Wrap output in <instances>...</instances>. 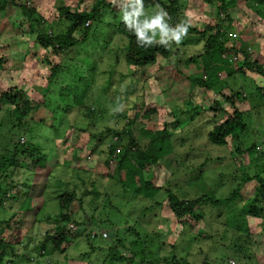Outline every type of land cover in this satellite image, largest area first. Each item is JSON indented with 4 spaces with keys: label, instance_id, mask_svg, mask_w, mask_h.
Listing matches in <instances>:
<instances>
[{
    "label": "rangeland",
    "instance_id": "rangeland-1",
    "mask_svg": "<svg viewBox=\"0 0 264 264\" xmlns=\"http://www.w3.org/2000/svg\"><path fill=\"white\" fill-rule=\"evenodd\" d=\"M96 1L84 0L78 5L79 0H29L30 4L37 6V17L48 23L51 32H66L72 26L59 12V6L65 3L73 9L90 10ZM107 1H114L113 8L117 9L122 0ZM179 2L180 20H188L190 26L199 29L207 24L224 23L227 34L232 38L226 42L225 58L220 50L214 53L216 63L222 66V78L209 92L197 93L190 80L203 76L206 64L212 60L205 55V39L188 32L180 44L171 43L169 58L160 57L152 65L137 69L125 60L128 40L116 31L113 23L115 12L105 10L102 23L90 22L92 27L87 42L61 57L53 56L52 60L72 70L62 72L44 98L42 90L50 72L43 59L49 50L36 42L37 29L23 24L19 10L13 9L11 13L8 11L5 16L1 15V19L6 18L0 27H3L2 44L7 46L3 52L7 56L8 69H0V93L18 86L25 89L30 97L41 102L44 98L47 106L43 111L29 115L30 131L16 137L21 142L40 144L50 156L57 155L59 163L43 194L46 171L37 173L34 161L27 158L16 169L14 180L17 190L25 189L16 202L10 199L0 207V230L7 227L4 220H11L13 226L30 227V230L23 236L22 243L13 239L15 254H8L15 259L14 264H33L28 263L30 256H33L35 264L39 261L44 264H123L109 260V248L113 243L118 247L114 242L115 232L121 234L119 237L128 248L119 245L118 249L124 256L131 250L142 249L144 257L136 258L147 262L153 260L155 264H184L185 260L196 264L206 261L209 264H264V217L257 218L248 213L250 201L256 196L255 187L259 185L256 176L264 177V91L261 93L260 89L264 88V76L244 69L238 71L239 67L242 68L243 56L237 54L238 59L235 60L233 55L236 54L230 48L232 43L242 41L251 48L254 58L264 63V7L257 0H227L232 7L233 20V24L227 25V15L219 10L218 2ZM157 8L154 6L145 11L154 14ZM77 26L75 35L81 37L83 26ZM193 56L196 58L191 61ZM227 60L235 69L231 76H228L227 69H223ZM72 85H82L78 91L79 98L74 99V94L65 91ZM231 90L248 95L250 100L239 104L245 110L247 124L246 131L241 134V153L230 138L227 145L211 143L208 137L211 120L214 116L215 120H220L222 115L202 109L209 106L211 99L217 98L232 110L220 95L221 92L229 94ZM80 100L83 105L79 104ZM88 106L95 112L93 117L88 116ZM151 107H157L158 112L147 120L142 114ZM56 109V128L53 129L49 127L51 110ZM197 109L200 115H196ZM8 110L7 106L0 110V123L8 120ZM117 111L120 112L118 116ZM136 114L139 117L136 118ZM42 117L46 118L45 123L39 122ZM129 120L133 124L127 126ZM9 123L10 120L3 131L7 145L10 144ZM166 123L174 153L157 165L148 166L147 174L148 171L152 173L154 183L163 188L170 187L180 197L189 199L203 194L230 197L233 190L241 186V192L234 200L222 205H203L200 218L190 216L184 221L174 217L164 190L158 191L156 197L162 205L153 207L150 197L127 190L118 178L110 176L114 167L108 168L105 158L114 134L104 132L108 127H114L115 132L132 129L138 146L144 148L155 130ZM144 128L149 131L142 130ZM100 132L101 140L93 137ZM127 141L128 138L123 137L119 151L125 150ZM250 146L254 149L249 152L246 149ZM10 155L9 149L0 147V183L6 188L12 186L10 177L15 170L7 165ZM4 156L8 158L4 159ZM49 165L52 169V161ZM7 168L9 175L5 177ZM62 180L74 188L79 197L85 196L82 208L74 215L81 223L74 224V229L69 225L72 230L84 233L68 244L65 253L40 256L35 246L43 239L44 233L53 228L47 216L60 212L56 195L61 190ZM34 184L37 185L33 187ZM13 191H10L11 195L16 194ZM30 196L36 200L34 204H43L38 214L33 210L22 212ZM107 232L108 237L104 235ZM87 233L97 235L88 240Z\"/></svg>",
    "mask_w": 264,
    "mask_h": 264
},
{
    "label": "trees",
    "instance_id": "trees-1",
    "mask_svg": "<svg viewBox=\"0 0 264 264\" xmlns=\"http://www.w3.org/2000/svg\"><path fill=\"white\" fill-rule=\"evenodd\" d=\"M84 0H79L78 5ZM218 2L219 10L224 11L227 17V25L233 24L231 9L232 7L228 5L229 2L227 0H203V3L213 4ZM145 10L150 7L158 6L162 7L165 11L168 12L169 20L172 26H175L176 23H179L180 20V2L179 0H143ZM258 4H261L264 7V0H257ZM115 5L114 1L107 0H97L95 5L90 10H84L79 7L73 9L68 4H62L59 6L58 10L62 16H64L65 20L71 22L72 26L68 28L66 32H56L49 31L48 23L42 19L38 18V8L34 4H30L29 0H0V17L1 15L7 14L8 11H12L13 9H17L20 12V17L23 19V24H28V26L33 29H37V36L35 38L36 42L42 46L44 49L49 50V53L44 57L43 62L45 66L49 70V74L46 78L45 85L42 90V95L46 98L52 87L54 82L59 78L60 74L64 71L72 70L71 67H63L60 62H55L52 60L53 56H63L69 51H72L79 45L87 42L90 34L91 24H87L88 21H97L98 23H102L104 20L101 19L105 10L114 11L113 23L116 28V31L125 36L128 40L126 52H125V60L128 65L133 66L137 69H142L147 66L152 65L157 62L160 57L169 58L171 55V47L170 44L168 47H164L160 44H154L148 47L139 46L136 42V37L133 33L128 31L124 25V22L121 19V11H122V1L117 9L113 8ZM261 11V10H260ZM11 13V12H10ZM6 19V18H5ZM4 18H0V23L6 21ZM9 20V19H8ZM77 25H82L83 30L81 31V37H77L75 32H77ZM224 23H217L216 25L207 24L202 29L198 27L189 26L188 32L199 35L201 38L206 40L205 44V55L212 59L206 64L205 70L206 72L201 77H195L190 79L191 85L193 88H197V93H205L209 92L216 85H218L221 81V67L214 58V53L216 50H220L221 55L228 50L226 46V42L232 39L226 32L224 28ZM2 30L3 27H0V69L7 70L8 66L6 63L7 56L4 54V50H6V45L2 44ZM187 32V33H188ZM227 34V36H226ZM209 35V36H208ZM237 42V41H236ZM173 44H175L173 42ZM233 54H242L243 62L242 68H238V71L248 70L249 72H255L257 74H261L264 76V63L260 60L254 58L252 54V50L248 48L242 41H238L237 44L232 43L230 46ZM51 52V53H50ZM223 56V55H222ZM196 58V57H195ZM194 56L191 57V61H193ZM214 59V60H213ZM230 60H227V65L223 69H227L228 76H231L235 69L231 66ZM225 66V65H223ZM82 76H80L81 78ZM82 86V85H81ZM81 86L72 85L65 88V91L71 92L74 99L80 97V93L78 92L81 89ZM88 84H85L87 87ZM261 93L264 91V88H260ZM61 95V94H60ZM64 95V94H63ZM70 95V93L68 94ZM83 95V94H81ZM226 102L229 104V108H226L224 104L219 101L217 98H213L210 100V104L208 107H203L202 109L205 111H211L214 115L221 114L222 117L220 120H211L212 126L208 131V137L211 143L216 145H227L228 138L234 142L237 146V150L241 153V134L246 131L247 124L244 120L245 118V110L242 109L239 104L244 103L245 101H250L248 95H244L240 91L231 90L228 94L227 92H221ZM264 96V92L262 93ZM35 99L34 97H30L28 92L15 86L13 88H7L0 93V110L7 106L10 108L8 120H10L9 125L11 128H7V132L9 134V142L7 145L5 141V137L3 136L4 126L6 127L7 119L0 123V147H4L11 152L10 158L3 157L4 159H9V163L7 164L9 168H14L11 175V187H5L2 183H0V207L6 205L7 200H14L16 202L19 199V194L25 188L17 190V182L14 180V174L17 172V168L21 167V163L24 159H32L35 163V170L39 173L41 170L47 172V177L45 180V185L42 188L41 194L45 192L46 186L50 180L51 175L53 176V170L58 166V160L56 156H50L48 153L43 151V148L38 143H32L31 141L21 142L17 137L22 133L28 134L30 122H28L27 118L29 115H34L39 111H43V108H47L46 103L44 101ZM84 102L80 100L79 104L83 105ZM67 106L69 104H66ZM94 108V107H93ZM7 109V108H6ZM64 109H68L65 107ZM56 110H51L52 114V122L49 126L50 128H56L55 119ZM88 116L93 117L95 115L94 110H92L89 106L87 107ZM158 112L157 107H151L142 114V117L149 120L153 114ZM196 115H200L201 113L196 110ZM120 115V112L117 111V116ZM139 117L136 114V118ZM39 122H46V118L42 117L38 119ZM133 121L129 120L127 126L132 125ZM168 124H164L161 129L155 130V134L153 135L150 143L147 147L140 148L137 144V140L133 137L132 129H124L120 132H115L114 127H108L104 132L113 133L114 137L112 142L109 144V150L107 152L105 158V164L108 168L114 167L112 172H110V176L113 178H118V181L126 188L127 190L131 189L137 193L144 195V197H150V200L153 201V207H159L162 203L158 202L156 199L158 195V191L164 190L167 195V200L169 204V209L172 211L174 217L177 219H184L186 221L188 217L195 216L196 218H200L202 216L201 207L203 205L212 204V205H222L223 203L230 202V200H234L237 195L241 192V186L237 189L233 190V193L230 197L218 198L214 195L203 194L194 199L182 198L177 193H175L170 187L163 188L162 186H158L153 181V175L148 171V166L157 165L160 160L163 158L170 156L174 153V146L172 145L173 140L171 135L167 131ZM6 130V129H5ZM147 130V129H142ZM17 131V133L15 132ZM149 131V130H147ZM151 131V130H150ZM153 131V130H152ZM148 133V132H146ZM17 136V137H16ZM55 136L58 137L56 133ZM102 132L99 134H93L94 138L101 140ZM116 137V139H115ZM123 137L128 138V143L125 145L124 151H119V146L123 141ZM7 139V138H6ZM60 145L58 144V147ZM254 146L248 147L247 151H252ZM52 159V160H51ZM52 161V169L49 167V163ZM180 165V163H178ZM41 174V173H39ZM9 175L8 168L6 169L5 177ZM247 177V176H246ZM249 178V177H247ZM256 179L258 180V184L255 187L256 196L254 199H251L248 213L257 218L264 217V177L262 175H257ZM1 181V178H0ZM37 184H34L35 187ZM16 188V190H15ZM61 190L56 195L58 200V204L60 207V212L55 216L48 215L47 219L53 225V228L50 231L44 233L43 239L37 243L35 246V250L40 254V256H46L48 253H65L67 250L68 244L73 240L83 235L82 230H72L69 225L77 224L79 225L81 222L79 219L74 218V215L80 210L85 202V196L79 197L76 190L74 188H70L67 182L63 180L60 183ZM11 189V190H10ZM15 191L16 194H10V191ZM13 191V193H14ZM96 189L94 188V193ZM29 193V192H28ZM31 193L32 190H31ZM29 193V195L31 194ZM236 195V196H235ZM87 197V196H86ZM233 197V199H232ZM36 200L30 196L28 204L25 205L22 212L25 211H35V214H38L40 210L43 208V204L37 203L34 204ZM94 202V200H92ZM198 216H197V214ZM196 214V215H195ZM6 229L0 230V264H14L15 259L12 258L8 252L15 254L16 244L13 239L18 243H22L23 236L28 235L30 227H24L22 225L15 226L12 225L11 220H4ZM35 221V218L33 219ZM24 231L20 232L21 229ZM97 233V232H96ZM88 234V233H87ZM97 234L93 235L89 233L87 235L88 240L94 238ZM121 234L115 232L114 233V242L116 244L121 245L123 248H127L123 238L119 237ZM109 236V234H108ZM137 244V243H134ZM117 246L113 243V245L109 248L110 256L109 260L112 263L113 261H118L123 264H155L153 260H138L136 256L144 257V252L142 249L131 250L126 256L123 255L119 251ZM128 249V248H127ZM9 257V258H8ZM28 263L35 264V261L32 262L33 256L28 257ZM174 261H177L176 258ZM179 263V262H178ZM36 264H44L43 262H36ZM52 264V263H46ZM180 264V263H179ZM184 264H196L192 263L188 260H185ZM203 264H209V262H204Z\"/></svg>",
    "mask_w": 264,
    "mask_h": 264
},
{
    "label": "clouds",
    "instance_id": "clouds-1",
    "mask_svg": "<svg viewBox=\"0 0 264 264\" xmlns=\"http://www.w3.org/2000/svg\"><path fill=\"white\" fill-rule=\"evenodd\" d=\"M121 19L142 47L154 44L168 47L173 42L178 45L187 35L190 26L188 20H181L172 26L168 12L162 7H158L154 14L147 13L143 0H122Z\"/></svg>",
    "mask_w": 264,
    "mask_h": 264
},
{
    "label": "built area",
    "instance_id": "built-area-1",
    "mask_svg": "<svg viewBox=\"0 0 264 264\" xmlns=\"http://www.w3.org/2000/svg\"><path fill=\"white\" fill-rule=\"evenodd\" d=\"M90 22H91V21H88L87 24H90ZM233 56H234L235 60L238 59V56H237V55H233ZM223 57H224V58L226 57L225 54H223ZM70 226L73 227V229L76 228V226H75L74 224H71ZM104 235H105L106 237H108V232L105 233Z\"/></svg>",
    "mask_w": 264,
    "mask_h": 264
},
{
    "label": "crops",
    "instance_id": "crops-1",
    "mask_svg": "<svg viewBox=\"0 0 264 264\" xmlns=\"http://www.w3.org/2000/svg\"><path fill=\"white\" fill-rule=\"evenodd\" d=\"M153 14V13H152ZM262 42H263V40H262ZM261 43V42H260ZM262 46H263V43H262ZM250 48V47H249ZM251 49V48H250Z\"/></svg>",
    "mask_w": 264,
    "mask_h": 264
}]
</instances>
